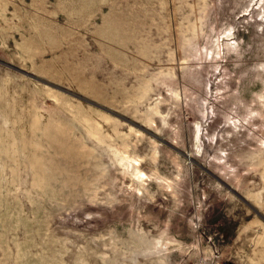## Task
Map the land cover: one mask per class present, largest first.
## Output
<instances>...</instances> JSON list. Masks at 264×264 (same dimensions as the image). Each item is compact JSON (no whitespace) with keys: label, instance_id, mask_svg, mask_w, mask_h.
Returning <instances> with one entry per match:
<instances>
[{"label":"rangeland","instance_id":"rangeland-1","mask_svg":"<svg viewBox=\"0 0 264 264\" xmlns=\"http://www.w3.org/2000/svg\"><path fill=\"white\" fill-rule=\"evenodd\" d=\"M0 264H264V0H0Z\"/></svg>","mask_w":264,"mask_h":264},{"label":"water","instance_id":"water-1","mask_svg":"<svg viewBox=\"0 0 264 264\" xmlns=\"http://www.w3.org/2000/svg\"><path fill=\"white\" fill-rule=\"evenodd\" d=\"M6 64H8L9 66H12V67H14V68H16V69H18V70L24 72V73H26V74H28V75H31V76H33V77L38 78L35 74H32V73L28 72L27 70H24L23 68H20V67H17V66L11 65V64H9V63H7V62H6Z\"/></svg>","mask_w":264,"mask_h":264}]
</instances>
